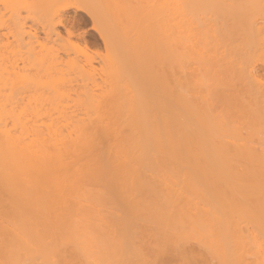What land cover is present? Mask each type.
<instances>
[{
	"label": "bare ground",
	"instance_id": "1",
	"mask_svg": "<svg viewBox=\"0 0 264 264\" xmlns=\"http://www.w3.org/2000/svg\"><path fill=\"white\" fill-rule=\"evenodd\" d=\"M83 5L81 0H0V208L1 206L9 208L23 218L28 217L31 212L37 211L35 213L37 215L40 213L39 209L44 210L34 219L32 235L27 234L28 232H22L24 235H20L19 227L17 228L13 220L5 219V221L2 220L4 217L0 218V264H26L32 250L45 249L46 251L48 248L54 250L53 257L56 260L53 264H69V262L73 264L71 261L66 262L67 258L74 260L73 252L71 251L70 256L68 252L70 250L61 246L66 245L67 242L63 241L66 239L64 231L62 234L65 238H60L63 242L59 240L61 233L59 230L61 227L62 229L67 227L68 224L64 219L70 212V207H66L70 202L68 198L77 200L73 202L76 207H84L81 199L75 198L76 194L79 196L80 192H87L86 183L95 178L100 165L102 168L100 170H103L110 167L112 163L114 165V162L123 164L126 162L122 164L123 166L121 164L116 165L117 167L113 166L120 174L121 169H128L132 163L134 168L136 164L142 169L149 170L148 172L152 170L156 172L166 168L165 163L168 161H186L192 156L227 158L233 155L234 147L229 141L221 140L206 144V131L203 128L196 131L194 139L190 138L187 125L183 124L177 128L172 84L173 61L178 54L180 57L187 54L185 56L187 57L193 50V44L191 46L193 42L189 41L191 39L187 35L192 28L187 20L183 21L178 17L180 0H107L105 7L103 6L106 9L101 11L99 8L97 9L99 12H95V7L88 6L89 9L94 10L91 11ZM72 8L84 9L93 17L94 29L105 45L103 53L94 51L89 54L88 50L87 52L85 48H81L75 41L81 39V34L75 33L78 30L74 32V26L69 23L70 26L72 25L70 27L68 24L70 20L67 21L64 16V13ZM111 9L121 12L119 18L117 16L112 18V20L117 18L119 21L110 19L113 14ZM110 11L111 17L108 16ZM32 14H37L38 18H32ZM32 38L36 39V47L33 49L31 48ZM49 42H57V47L49 48ZM32 51L36 52L43 78H47L52 73L56 74L53 80L54 93L51 97L47 92H43L41 105L46 114H50V111L55 108L65 116L69 115L65 120L66 133L62 130L64 128L57 127L56 123L48 126L46 130H37L32 136L29 135L26 115L30 106L29 60ZM186 74L184 73L185 76ZM185 79L188 78L185 77ZM186 84L188 85V81ZM180 106L182 110L188 112L189 102L186 97H182ZM100 137L107 141L105 151L102 150L105 154L102 153V156L106 155L104 158H108L104 159L98 154L94 159L97 158L96 162L103 159L108 163L111 161L108 167L107 162L105 166V162L98 161L99 166H97L95 160H91L94 150V144L91 141L97 142ZM27 140L30 141L26 142ZM89 143L92 145L89 149H93L92 151L85 149L90 151V154L86 151L87 156L90 155L86 158L89 160V162L86 160V165L84 163L79 167L73 165L72 167L66 163V158L70 160V156L77 153L80 155L82 151H85V145L90 146ZM192 147L196 152L192 151ZM69 152L73 154L66 157ZM135 173L138 172L135 171ZM109 178H105L108 186L115 187L113 190L108 189L110 193L111 190L122 193L124 190L122 187L125 185L120 183L122 185L120 187L116 178V180L113 178V181L108 180ZM111 181L117 183L113 184ZM106 188L103 189L108 193ZM84 189L86 192L83 191ZM133 189L138 190L137 187ZM248 192L250 193V191L242 190L241 186H230L226 182V187H221L217 191L219 208L225 211V216H216L215 212H211L212 210L207 212L203 208V212L195 208L197 214L193 210L192 212L189 210L188 213L184 211L182 214V218L186 217L190 224L195 225L199 222L202 227L207 226L214 232H219L216 235V242L220 245V251L224 252L220 254L221 264L246 263L244 261L246 258L243 259L244 262H240L243 258L240 255L242 253L245 255V252L238 254L240 253L238 244L241 247L244 243L246 231L244 227L245 232L242 227H236L238 228L236 230L232 224L233 217L232 219L226 217V213H229L226 212L227 207H232L231 210L232 205L237 204L235 210L236 208L238 211L243 210L246 213L243 215H253L257 212L264 220V192H260L259 187L253 188L251 194L257 196L255 206L250 205ZM103 196L105 203L106 198ZM98 200L101 201V199ZM32 209L34 210L31 211ZM150 209L148 213L143 214L146 216L150 213L149 217H146L152 218V221L146 220L148 223L156 222L153 215L156 213L158 216L156 219L159 220L156 224L165 220L164 223H167V226L164 224V227L169 226L173 229V223L176 220L174 212L162 213L159 209L153 213L154 210ZM189 212L194 213L195 216L193 214L190 216ZM209 213L214 214L211 216ZM134 214L131 213L132 216L136 215ZM139 215L141 219V214ZM233 216H236L234 219L238 217ZM135 217L133 218L136 220L138 216ZM145 219L144 222H146ZM128 223L130 226L128 230L132 233V225L130 221ZM50 224L51 227H48ZM85 224L92 226L90 220L84 221L83 225ZM74 229L78 228H72V233L75 232ZM67 232L70 231L67 230ZM240 232H244L243 235ZM123 235L121 243L119 242L120 244L118 243L116 247L119 249L124 242L125 245H130V248L124 245L127 251L121 247L126 252L119 249L118 254H121V257L126 255L127 264H141L142 252L139 251L140 249L137 250L138 248H134L132 250L134 252L130 251L132 245L130 243L134 240L127 243L125 241L127 239L123 240V237L126 236L125 238L129 240L131 236ZM116 236L120 238V235L116 234ZM134 237L132 235L131 238L134 239ZM87 238L89 246L92 241ZM91 240L94 242L93 238ZM80 242L78 244L80 247H87L85 241ZM82 243L84 245H81ZM232 243L235 244L232 245L233 247L230 246ZM27 246L29 248L26 250H29L30 254L25 250ZM127 252L133 255L135 263H132L133 257L127 256ZM229 253H232L230 258L237 256L235 263L234 258L229 259ZM18 254L21 258H16ZM191 255V252L190 254L180 253L181 263L179 264H195ZM172 260L168 258L163 264H172ZM143 263L153 264L148 259L143 260Z\"/></svg>",
	"mask_w": 264,
	"mask_h": 264
},
{
	"label": "rangeland",
	"instance_id": "2",
	"mask_svg": "<svg viewBox=\"0 0 264 264\" xmlns=\"http://www.w3.org/2000/svg\"><path fill=\"white\" fill-rule=\"evenodd\" d=\"M81 1L84 4L83 6L88 8L87 10H91L94 7L95 12H99L97 10L99 8H101V11L106 9L104 5L107 0ZM88 6L91 8L89 9ZM109 8L111 7L109 6ZM107 11L109 10L107 9ZM111 11L108 15L109 17L112 16L111 20L115 16L119 18V14L121 15V12L113 10V16ZM64 14L67 21L70 20L68 24L70 23L74 26V32L78 30L79 32L75 33L82 35V37L80 35V40H75L81 48L88 50L89 54L94 51L102 53L105 51L104 42L94 29L95 20L88 11L72 8ZM34 17L38 18V15L32 14V18ZM178 17L183 21L187 20L192 28L187 35L190 36L191 40L189 41L193 42H190L191 46L193 44V50L188 53L187 57H185L187 54L184 57H180L178 50H176L178 57L173 61L174 74L172 84L177 128L183 124L187 125L190 130V138L192 139L196 138V131L199 128H203L206 131V144L221 140L229 141L234 147L233 155L227 158L192 156L186 161H168L165 163L166 168L156 172L154 170L155 174L152 172L153 170L150 173L148 172L149 170L142 169L136 164L134 168L132 163L133 165L131 164L130 166L133 168L128 165L129 168L121 169L120 174L113 167L123 164L120 162H114V165L112 163L108 167L111 162L108 160L109 163L106 161L108 168L100 170L101 165L97 164L100 161L102 163L105 162L104 159L106 157L104 158V156L106 155L102 156V153L105 154L104 151L107 147L105 143L107 141L106 139L102 140L101 137L97 142L93 143L92 140L91 142L94 144V154H92L94 156L91 154L92 159L91 157L89 159L96 162L97 158L94 159V157L98 154L104 159L99 157L103 160L96 162L99 170L95 178L86 183L87 192L86 189L83 191L87 194L82 192H80L81 194L79 193V196L76 194L75 198H80L84 207H76L73 202L77 200L68 198V202L69 200L70 202L66 207H70V212L64 217L66 224H68L67 227L63 229L61 227L59 230L61 232L60 235L63 236L59 235V240L61 241L66 236L63 241L67 242L66 245L61 246L70 250L68 251L70 256L73 252L74 260L67 258L66 262L71 261L73 264H127L126 255L121 257L118 252L119 249L127 251L124 247L128 246L127 248H130V245H125L123 242L121 247L124 249L121 247L118 249L116 245L119 242L121 243L123 234V236L130 234L129 236L131 237L132 235L133 237L135 236L134 239L129 236H127L129 240L125 238L126 236L123 237V240L127 239L125 240L127 243L134 240V246H132L133 242L130 243L132 244L130 251L134 250V248L140 249L143 260H151L153 264H163L168 258L173 259L172 264H179L181 263L179 258L182 252H188L189 254L191 252V259L195 264H221L222 257L220 258V254H224V252L220 251V245L216 242V235L219 232H214L207 226L202 227L199 222L195 225L190 224L187 222L186 217L182 218V214L184 211L188 213L189 210L190 212H192L191 210L195 212L196 209H200L203 212L206 209L207 212L211 210V212H215L216 216H225V211L223 212L219 208L217 191L221 187H226V182L227 185L229 183L230 186H241L242 190L250 191L247 196L250 199L251 206H255L257 202V196L251 194L253 188L259 187L260 192H264V0H180ZM117 18L114 20L119 21ZM30 22L32 23V21ZM59 29L64 31L61 28ZM40 36L43 37V34L40 33ZM35 41L36 39L32 38V49L36 47ZM57 44V42H49L48 47L56 48ZM31 53L29 60L30 106L26 115L30 136H32L34 131L46 130L48 126L56 123L57 127L64 128L67 125L65 120L69 117V115L65 116V114L60 113L55 108L50 111V114L45 113L41 105V96L43 92H47L52 97L54 93L53 80L56 78V74L53 75L52 73L47 78H43L36 52L32 51ZM184 73H187L186 76ZM185 77L188 79L186 80ZM187 81L188 85L186 84ZM183 96L189 102L188 112L182 110L180 106ZM62 130L65 133L67 131L65 128ZM29 141L27 140L26 142ZM102 144L103 146H101ZM80 145L82 146V144ZM104 145L106 146L104 147ZM84 147L85 150L92 147V145H85ZM92 149L90 148L89 150L92 151ZM89 150H80L82 153L77 151L79 154L81 153L80 155L75 152L77 155H72L73 158L70 156L72 158L69 157L70 160L66 158V163L74 167L83 165L87 160L86 158L90 156H87L86 153ZM102 150L104 151L102 152ZM192 151L196 152L194 147H192ZM88 153L90 154V151ZM71 154L69 152L66 157ZM87 161L89 162V160ZM106 162L104 163L105 166ZM93 164L95 165V163ZM135 171L139 174H136ZM107 177H110L108 180L111 179L112 181L116 178L118 181L116 183L127 186V189L120 185L124 190L120 194L114 191L116 195L112 192L115 187L111 186L112 188H110L108 182L105 181ZM112 183L114 184L115 182ZM102 184H105V188L108 186L106 188L108 193L103 189ZM133 187H137L138 190H134ZM109 188L112 189L111 193ZM102 196L106 198H104L106 200L105 203ZM98 199H101V201ZM15 205L17 206V204ZM232 206L233 209L231 210L230 208L232 207L228 208L226 206L228 209L226 212H229L226 213V217H231V219L233 217L232 221L235 224L230 220L233 226L235 228L242 227V230L244 231L245 229L246 231V233H244L245 231L242 232L245 236L244 243L241 247L238 244L240 249L238 254L240 255L242 251L245 252V255L243 253L240 255L241 257L243 256L240 262L246 258L244 260L246 261L245 264H264L263 217L257 212L253 215H245L246 213L243 210H239L240 212L238 208L235 210V206H238L237 204ZM153 207L157 208V210L155 209L156 211L161 209L162 213L174 212L176 220L173 219L175 220L173 229L169 228V226L168 228L164 227V224L167 226V223H164L165 220L162 221L163 223L156 224L159 220L156 219L158 216L154 213ZM150 208L154 210L153 215L154 220H156L154 224L146 221L152 219H147L150 213L146 215L147 217L143 216V214L149 212ZM131 209L137 210L138 213L136 211L132 212L133 210ZM39 210L40 213L37 215L35 214L37 211L31 212L28 217L23 218L9 208L1 206L0 218L4 217L2 220H13L17 228L19 227L20 235H24L22 232H28L27 234L32 235L31 228L34 229V219L37 216L39 217V214L44 211L42 209ZM190 212L189 215L193 214L195 216L194 213ZM131 213H137L138 218L135 214L136 217L132 216ZM195 213L197 214V212ZM238 213L242 214V216ZM243 213L245 214L243 215ZM139 214H141V219ZM233 215L239 216L234 219L236 216ZM133 217L137 218L136 220L138 221ZM128 219H131L129 221L133 228H131L133 230L132 233L131 230H128L130 228ZM144 219L147 223L143 221ZM87 220L91 221V227L86 224L83 225L84 221ZM48 227H51V224ZM76 227L78 231L74 229L75 232L73 234L72 228ZM124 229L126 231H123ZM67 230L70 232L68 233ZM239 230L241 231V228ZM63 231L65 236L62 234ZM122 232L124 233L122 234ZM125 232H128V234H125ZM115 233L120 235L119 239V236L117 237ZM86 237L92 241L89 246L87 245ZM92 238L94 242L91 240ZM80 241L86 242L87 247H84L85 250L83 246L81 248L78 245ZM83 243L81 245H84ZM232 245L235 244H230V246ZM235 247L237 248V246ZM26 248L28 249L29 247H25V250ZM66 249L64 250L66 251ZM28 251L26 250V252ZM19 252L23 253V251ZM53 252V248L51 250L48 248L46 251L45 249L43 251L34 249L32 254L28 255L29 257L26 255L29 258L26 264H53L56 260L53 257ZM127 253V256L133 257V255H129L130 252ZM28 254L30 253L28 252ZM230 256H232V253H229V259L232 260L234 258L233 261L235 263V257L237 256L231 258ZM131 260L132 263H135L134 257ZM143 260L141 264H144ZM239 264L244 263L241 262Z\"/></svg>",
	"mask_w": 264,
	"mask_h": 264
}]
</instances>
